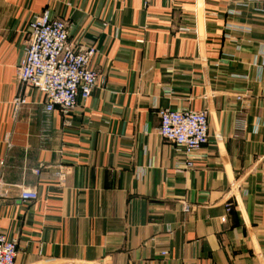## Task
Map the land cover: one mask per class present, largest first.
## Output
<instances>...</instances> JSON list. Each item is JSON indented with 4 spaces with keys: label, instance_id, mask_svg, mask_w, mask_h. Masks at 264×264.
<instances>
[{
    "label": "crops",
    "instance_id": "crops-1",
    "mask_svg": "<svg viewBox=\"0 0 264 264\" xmlns=\"http://www.w3.org/2000/svg\"><path fill=\"white\" fill-rule=\"evenodd\" d=\"M46 10L97 50L66 115L17 79ZM163 108L208 112L192 168ZM0 179L16 264H264V2L0 0Z\"/></svg>",
    "mask_w": 264,
    "mask_h": 264
},
{
    "label": "built area",
    "instance_id": "built-area-1",
    "mask_svg": "<svg viewBox=\"0 0 264 264\" xmlns=\"http://www.w3.org/2000/svg\"><path fill=\"white\" fill-rule=\"evenodd\" d=\"M96 54L93 46L76 47L70 40L68 23L46 10L29 24L27 47L17 68V79L22 87H32L44 96L45 112L58 109L64 115L70 114L77 109L79 100L88 99L102 80L98 70L91 66ZM13 103L18 108L26 99L20 95ZM159 117L160 136L182 152L187 157L186 167L192 168L191 155L209 142L208 112L163 108ZM60 177L64 178V174ZM3 186L0 179V193ZM20 199L35 201L38 193L21 188ZM190 208L185 205L184 211L189 212ZM17 255V241L0 230V264H16Z\"/></svg>",
    "mask_w": 264,
    "mask_h": 264
}]
</instances>
